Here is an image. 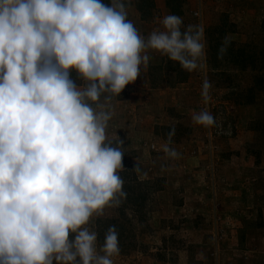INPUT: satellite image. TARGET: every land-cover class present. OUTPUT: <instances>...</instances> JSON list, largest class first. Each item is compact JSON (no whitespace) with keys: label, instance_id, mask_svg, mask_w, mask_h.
Wrapping results in <instances>:
<instances>
[{"label":"clouds","instance_id":"1","mask_svg":"<svg viewBox=\"0 0 264 264\" xmlns=\"http://www.w3.org/2000/svg\"><path fill=\"white\" fill-rule=\"evenodd\" d=\"M129 6L0 0V264H114L120 254L117 225L107 227L98 247L93 222L128 195L120 174L125 141L114 144L107 135L110 101L148 68V50L188 72L207 58L202 23L183 27L181 16L168 14L160 20L164 30L145 37L128 19ZM231 43L226 34L218 60ZM71 69L84 84L75 83ZM212 87L202 81L205 105ZM191 119L219 127L207 108ZM175 134L171 126L161 146L170 159L181 157L171 146ZM132 171L140 173V165Z\"/></svg>","mask_w":264,"mask_h":264},{"label":"rangeland","instance_id":"2","mask_svg":"<svg viewBox=\"0 0 264 264\" xmlns=\"http://www.w3.org/2000/svg\"><path fill=\"white\" fill-rule=\"evenodd\" d=\"M133 1L128 19L145 37L164 30L163 16L176 14L183 27L202 23L205 37L224 18L234 47L246 43L258 53L262 46L261 0H179V12L170 9L173 1L151 0L143 18ZM148 54L141 77L110 101L114 116L107 135L114 144L124 139V167L138 163L136 180L148 187L144 220L125 242L130 246L112 257L114 264H264V62L256 56L253 69L205 62L193 72L181 68L180 78L166 69V55ZM71 70L76 84H84ZM205 78L213 85L207 105L200 95ZM246 96L251 102L238 104ZM203 108L219 127L192 122V113ZM171 126L176 128L171 146L180 159L161 150ZM117 208L106 207L100 217L117 218Z\"/></svg>","mask_w":264,"mask_h":264},{"label":"trees","instance_id":"3","mask_svg":"<svg viewBox=\"0 0 264 264\" xmlns=\"http://www.w3.org/2000/svg\"><path fill=\"white\" fill-rule=\"evenodd\" d=\"M175 4L172 8V11L179 12V0H170ZM104 3L108 4L109 0H103ZM134 6L140 11V17H145L144 9L146 6H151V0H134ZM226 20L224 18L220 19V23L215 25L213 28L206 29V41H207V58L206 62L210 65H213L215 61H217V50L221 44L222 38L225 36V32L229 31L226 27ZM229 25V24H228ZM262 46L258 53H255L254 50L250 49L248 44L243 43L240 46L234 47V42L232 41L231 46L228 48L227 54L225 55L223 61L229 62L233 66L239 69H253L254 60L263 61L264 62V37L262 38ZM220 61V60H218ZM166 69L170 71L177 72L176 75L180 77L181 67L178 62L170 60L167 56L165 57ZM153 68L161 69V66L156 65ZM71 78L77 82L75 78ZM174 72V73H175ZM179 77L177 79H179ZM183 77V76H182ZM180 77V78H182ZM260 76H254V79L259 78ZM257 82L261 83L262 79H257ZM255 81V82H256ZM251 90V89H250ZM249 90V91H250ZM124 96L121 95L120 97ZM251 102V97L246 96V99L242 102H238V104H248ZM124 171L120 174L122 178L125 180L124 191L128 193L127 198L123 201V203L117 208V218H107V217H97L95 219V224L97 225L98 235V247L99 244H102L104 241V232L106 231L109 225L115 224L117 225L120 235V252H123L127 249L130 244L125 243L127 240L131 239L135 234V225L137 222H142L144 220V205L147 200V192L148 187L145 189L143 186H146L144 182H138L136 179V175L130 166H125ZM142 186L144 190L139 189V186ZM137 231V230H136ZM71 238V237H70ZM239 245L242 246V240L239 238Z\"/></svg>","mask_w":264,"mask_h":264},{"label":"crops","instance_id":"4","mask_svg":"<svg viewBox=\"0 0 264 264\" xmlns=\"http://www.w3.org/2000/svg\"><path fill=\"white\" fill-rule=\"evenodd\" d=\"M261 5H262V7L264 6V0H261ZM264 8V7H263ZM221 194V193H220ZM218 197H220V196H218ZM217 197V198H218ZM222 242V241H221ZM222 245V243L220 244V246ZM216 246V245H215ZM216 249H217V247H216ZM218 249H219V247H218ZM232 264V263H231Z\"/></svg>","mask_w":264,"mask_h":264},{"label":"built area","instance_id":"5","mask_svg":"<svg viewBox=\"0 0 264 264\" xmlns=\"http://www.w3.org/2000/svg\"><path fill=\"white\" fill-rule=\"evenodd\" d=\"M194 14H196V12H194Z\"/></svg>","mask_w":264,"mask_h":264}]
</instances>
